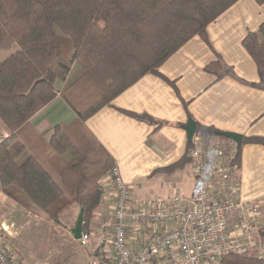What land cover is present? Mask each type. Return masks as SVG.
<instances>
[{
	"label": "trees",
	"instance_id": "trees-1",
	"mask_svg": "<svg viewBox=\"0 0 264 264\" xmlns=\"http://www.w3.org/2000/svg\"><path fill=\"white\" fill-rule=\"evenodd\" d=\"M238 1L0 0V50L17 46L0 63V124L9 133L0 143V190L61 227L67 210L75 208L79 215L83 209V233L92 234L105 204L101 181L115 161L87 121L142 77H163V63L194 37L208 41L209 25ZM243 45L264 88V23L245 36ZM207 71L219 80L231 69L217 60ZM70 75L73 79L60 90L58 80ZM57 98L76 119L57 124L46 138L32 120ZM129 114L158 124L147 114ZM196 130L220 134L199 124ZM249 141L264 145V137ZM189 152L190 143L182 159L153 175L182 171L190 162ZM260 235L264 240V226ZM100 250L90 255L97 259ZM222 264L264 260L231 254Z\"/></svg>",
	"mask_w": 264,
	"mask_h": 264
},
{
	"label": "crops",
	"instance_id": "crops-1",
	"mask_svg": "<svg viewBox=\"0 0 264 264\" xmlns=\"http://www.w3.org/2000/svg\"><path fill=\"white\" fill-rule=\"evenodd\" d=\"M263 23L264 2L238 1L209 25L208 41L194 37L163 63L159 69L163 77H142L87 121L89 130L113 157L123 181L135 187L137 195L146 178L162 176L169 191L178 187L177 173H153L182 159L189 143L186 126L193 120L219 133L243 135L239 175L242 196L260 205L264 221V145L249 141L264 137V88L259 85L256 62L243 45L245 36ZM217 60L231 69L219 80L207 71V66ZM71 79V75L65 81L59 79L58 88H65ZM129 112L147 114L158 124L139 120ZM75 119L74 112L57 98L35 116L32 126L49 138L54 126L71 124ZM187 189L189 194L193 192V187ZM0 200L1 207L8 209L1 218V235L14 244L22 230L40 215L20 207L2 191ZM104 209L110 224L111 210L106 201ZM72 210L75 217L78 211ZM109 224H94L93 235L100 238ZM2 226L9 229V235Z\"/></svg>",
	"mask_w": 264,
	"mask_h": 264
},
{
	"label": "built area",
	"instance_id": "built-area-1",
	"mask_svg": "<svg viewBox=\"0 0 264 264\" xmlns=\"http://www.w3.org/2000/svg\"><path fill=\"white\" fill-rule=\"evenodd\" d=\"M8 136L2 134L0 143ZM189 143L191 194L174 187L166 194L139 196L116 165L102 178L111 210L108 232L96 243L93 233H83L79 241L101 249L99 264H222L231 254L264 260L263 213L242 196L239 146L197 130ZM2 230L9 235L5 226ZM17 263L0 229V264Z\"/></svg>",
	"mask_w": 264,
	"mask_h": 264
},
{
	"label": "rangeland",
	"instance_id": "rangeland-1",
	"mask_svg": "<svg viewBox=\"0 0 264 264\" xmlns=\"http://www.w3.org/2000/svg\"><path fill=\"white\" fill-rule=\"evenodd\" d=\"M62 39L66 43L70 42L64 38ZM16 50L17 46L10 50L1 49L0 63ZM76 69L79 68L77 67ZM3 131L4 130L0 124V137H2L1 132ZM176 175L180 177L179 179L181 182L179 181L180 183L178 182V185L175 186H181L184 190L190 186L192 187L193 173L189 164H187L184 169ZM141 186V190L138 192L139 196L148 195L149 197H152L161 193L164 194V192L171 189L169 185L164 183V178L162 176L146 178ZM189 191L190 189H187L186 192L189 194ZM7 211L8 209L6 207H1L0 200V227L1 218L4 217ZM72 211V209L67 210L62 215L63 227L53 224L46 218L41 219L37 217L34 218L24 230H22L20 235L17 236L14 241V244L13 241L9 240L6 236L2 237L1 235V240L10 247L12 253H16V256L18 257L17 264H99L98 259L90 255L92 251L91 247L95 244L91 243V247L83 246L79 241L74 239L71 230L74 228L73 226L78 215L76 213L74 214L75 217H72ZM103 211L106 210L103 209ZM103 211L97 214L94 220L95 225L101 223L102 225L104 224L108 226L110 217ZM107 232L108 229L102 234L105 236ZM100 239L101 238H98L95 235V243ZM106 248H110L109 243Z\"/></svg>",
	"mask_w": 264,
	"mask_h": 264
},
{
	"label": "water",
	"instance_id": "water-1",
	"mask_svg": "<svg viewBox=\"0 0 264 264\" xmlns=\"http://www.w3.org/2000/svg\"><path fill=\"white\" fill-rule=\"evenodd\" d=\"M196 129H197V125L195 121L190 120L188 125L186 126L189 142L191 141L193 135L195 134ZM220 135L222 137L235 141L239 147L243 145L244 137L241 134H236L231 132H221ZM83 224H84V210L82 209L78 215L76 226L71 230L74 239L76 241H80L82 238Z\"/></svg>",
	"mask_w": 264,
	"mask_h": 264
},
{
	"label": "flooded vegetation",
	"instance_id": "flooded-vegetation-1",
	"mask_svg": "<svg viewBox=\"0 0 264 264\" xmlns=\"http://www.w3.org/2000/svg\"><path fill=\"white\" fill-rule=\"evenodd\" d=\"M93 242H95V238L93 239Z\"/></svg>",
	"mask_w": 264,
	"mask_h": 264
}]
</instances>
